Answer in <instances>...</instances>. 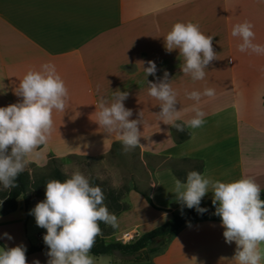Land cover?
Returning a JSON list of instances; mask_svg holds the SVG:
<instances>
[{
    "label": "crops",
    "instance_id": "obj_1",
    "mask_svg": "<svg viewBox=\"0 0 264 264\" xmlns=\"http://www.w3.org/2000/svg\"><path fill=\"white\" fill-rule=\"evenodd\" d=\"M246 20L254 25V43L264 45V0H0V107L22 100L16 90L29 69L49 62L56 66L69 89L70 103L66 112H54L51 138L36 149L38 156L29 157L32 164L45 165L52 157H100L121 143L118 133L108 135L94 120L101 98L111 103L115 92L127 91L125 106L133 110L131 118L143 111L144 137L138 147L143 154L160 158L149 188L140 190L148 192L153 203L144 197L145 223L155 227L189 210H181L172 191L175 179L186 182L192 170L222 182L252 176L263 192L264 54L240 52L242 41L231 35L232 27ZM189 21L214 35L217 60L205 69L203 80L183 74L179 50L168 53L164 47L173 25ZM149 60L155 61L157 76L169 73L182 120L192 118L190 109L197 103L186 93L215 90L214 96H202L199 102L206 113L202 127L178 132L160 121V101L148 95L147 80H156L145 75ZM212 198L208 192L201 207L215 208ZM38 202L33 197L26 209L19 199L17 209L3 216L13 222L20 213L28 224L29 211ZM141 224L135 221L123 231L106 225L105 240H120L108 238L133 230L141 235ZM223 232L221 220L200 219L184 225L140 261L90 254L95 264H236L235 242L226 243ZM41 243L43 238L36 245ZM46 253L36 251L27 257L32 264L37 259L47 264Z\"/></svg>",
    "mask_w": 264,
    "mask_h": 264
},
{
    "label": "clouds",
    "instance_id": "obj_2",
    "mask_svg": "<svg viewBox=\"0 0 264 264\" xmlns=\"http://www.w3.org/2000/svg\"><path fill=\"white\" fill-rule=\"evenodd\" d=\"M251 21L237 23L231 35L242 41L240 52L264 54V45L254 43L255 32ZM214 35H206L199 24L191 21L177 22L164 37V47L168 53L179 50L183 74L195 80H203L205 69L217 60L213 47ZM144 67L146 77L155 76V81L147 80L148 95L160 101V121L171 125L178 132L196 129L205 124L206 113L199 106L202 96L212 97L215 90L205 88L203 92L186 93L196 101L190 109L191 119L182 120L181 110H177L178 92L172 87L169 73L157 76L155 61L149 60ZM16 95L22 97L18 103L0 107V185L5 189L18 187L19 176L35 162L29 157L36 149L46 145L54 127L53 114L66 112L70 103V93L64 79L53 63H44L39 69H29L20 80ZM129 93L117 91L112 102L101 98L96 104V119L100 128L108 135L118 133L124 151L128 152L141 144L144 126L143 111L132 119L133 110L125 106ZM67 179H51L46 183L45 199L38 202L30 214L34 215L37 226L46 229L43 236L48 248L47 264H95L90 254L97 236L102 235L101 223L113 229L118 227L115 213L110 212L105 203L102 187L92 182V178L80 170L65 173ZM101 182L103 176H98ZM176 201L189 209L195 208L200 214L207 211L201 201L208 192L213 193L212 204L215 215L221 218L226 243L235 242L232 257L236 264H261L264 261V199L261 185L252 176H242L235 181H213L206 174L192 170L187 173L186 182L175 179ZM155 186V185H153ZM211 189V190H210ZM2 204V202H0ZM11 240L12 236L4 233ZM27 247L18 244L0 248V264H29ZM34 264H40L37 259Z\"/></svg>",
    "mask_w": 264,
    "mask_h": 264
},
{
    "label": "rangeland",
    "instance_id": "obj_3",
    "mask_svg": "<svg viewBox=\"0 0 264 264\" xmlns=\"http://www.w3.org/2000/svg\"><path fill=\"white\" fill-rule=\"evenodd\" d=\"M159 162L160 158L150 154H143L139 147L125 152L121 142L115 144L110 152L100 157L92 158L79 155H69L63 158L52 157L45 165L30 163L26 170L31 173L33 180L36 181H40L46 177H49V180L52 179L55 169H59L63 174L66 172L71 174V172L78 169L92 179L103 176L104 179L102 182L99 179L97 180L105 196L110 197L109 201H105L109 211L117 214V209L120 206H128L120 212L117 228L123 231L126 228L132 227V223L135 221L143 222L139 227V232L145 233L156 225L151 224V222L145 223V212L142 210L145 195L140 190L147 191L152 181L153 170ZM7 190L0 185V202H2L0 207L3 206V196ZM128 192V197L125 199ZM41 193L40 195L37 194L34 188H31L29 191L31 199L35 197L40 201L45 199V191H41ZM19 215L20 213H17L18 219L15 217L13 222L10 220L12 217L0 215V248L24 244L28 249L30 245H36L40 242L38 233L45 235L46 229L37 226L35 217L30 214V211L28 224H26L25 220L19 218ZM4 233L10 234L13 239L9 240L3 237ZM121 235L122 233L117 234L116 236L108 238V240L115 239ZM151 245L156 246L157 242ZM152 253L148 250L145 255L149 256ZM28 258L29 264H32V259Z\"/></svg>",
    "mask_w": 264,
    "mask_h": 264
},
{
    "label": "trees",
    "instance_id": "obj_4",
    "mask_svg": "<svg viewBox=\"0 0 264 264\" xmlns=\"http://www.w3.org/2000/svg\"><path fill=\"white\" fill-rule=\"evenodd\" d=\"M67 178L68 177L63 174L59 169H55L54 177L52 179H60L61 181H63ZM48 181L49 177L43 178L40 181L33 180L31 173L25 170L18 178V187L8 189L7 192L4 194V202L3 206L0 207V214L5 215L16 210L18 207L19 199L24 200L26 209H28L31 203V196L29 195L30 189L34 188L36 193L40 195L42 194L41 191L46 190V183ZM92 182L94 184H98V180L96 178L92 179ZM142 193L145 195L147 201L153 204L149 193ZM261 198L264 199V193H262ZM109 200L110 197L107 196L105 201ZM127 207L128 206L126 205L120 206L117 209V213L121 212L122 210H125ZM206 209L207 211L203 214L198 213L195 208L189 209L186 214H174L170 220L141 234L135 240L128 243H124L120 240L107 242L105 240V235L107 231L106 224L101 223L100 227L102 229V235L97 236L94 246L91 249V253L94 255L112 254L119 256L122 260L140 261L147 257L145 253L148 250L154 252L159 249L161 245L167 243L172 238H174L184 225L198 221L200 219L221 220L219 216L215 215L214 207H207ZM154 242H157L156 246L151 245ZM36 251H48V248L45 243H41L39 245L32 244L27 249L26 255H29Z\"/></svg>",
    "mask_w": 264,
    "mask_h": 264
},
{
    "label": "built area",
    "instance_id": "obj_5",
    "mask_svg": "<svg viewBox=\"0 0 264 264\" xmlns=\"http://www.w3.org/2000/svg\"><path fill=\"white\" fill-rule=\"evenodd\" d=\"M138 232L136 230L123 232L119 237L120 241L124 243L131 242L137 238ZM40 238H43L42 234H39Z\"/></svg>",
    "mask_w": 264,
    "mask_h": 264
}]
</instances>
